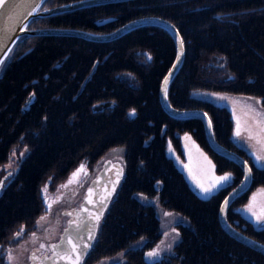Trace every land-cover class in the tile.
<instances>
[{"label":"trees","instance_id":"16d2710c","mask_svg":"<svg viewBox=\"0 0 264 264\" xmlns=\"http://www.w3.org/2000/svg\"><path fill=\"white\" fill-rule=\"evenodd\" d=\"M68 1L74 0H46L43 7ZM144 16L171 21L184 41L168 86L170 104L207 111L216 140L234 147L231 111L218 96L254 98L264 108V0H121L35 17L28 27L106 33ZM175 55L171 34L151 23L110 40L51 32L17 41L0 71V168L16 155L12 178L0 191V259L16 233L35 232L44 184L49 192L80 162L92 167L122 147V179L82 264L120 251L122 261L107 264H264V253L219 223L220 203L241 179L240 166L209 149L216 170L231 171L233 183L201 199L166 153L168 138L175 145L174 132L184 129L208 148L200 119H178L161 105V81ZM252 175L251 188L226 216L264 242V226L236 210L264 185V167L252 165ZM162 210H174L183 221L171 250L151 258L163 234Z\"/></svg>","mask_w":264,"mask_h":264},{"label":"water","instance_id":"95a60500","mask_svg":"<svg viewBox=\"0 0 264 264\" xmlns=\"http://www.w3.org/2000/svg\"><path fill=\"white\" fill-rule=\"evenodd\" d=\"M46 0H7V3L4 8H0V60L5 62L9 59V56L12 53V50L17 43V41L24 35H32V34H42V33H64V34H76L88 39L95 40H109L115 38L122 33L140 25V24H156L164 27L173 37L176 45V55L173 63L167 70L166 74L162 78L160 89H159V99L161 105L164 110L174 116V117H197L199 118L204 127V132L207 138V142L210 147L217 152L218 154L232 160L236 164H238L242 171L243 175L240 181L227 192V194L223 197L219 209H218V218L221 227L232 237L243 242L244 244L257 249L264 253V243L243 233L239 229H237L234 225H232L227 217L226 211L229 204L232 200L248 189L252 172H249V168H251L249 162L238 152L235 150L229 149L224 145L220 144L213 133V126L210 116L205 110L202 109H179L172 106L167 97L168 86L177 72L179 66L181 65L183 54H184V44L181 45V35L180 32L177 31V27L169 20L159 16H144L134 18L116 29L106 32V33H94L84 30L77 29H60V28H30L28 27L30 21L39 16L50 15L54 13H60L63 11L71 10L78 7H85L94 4L121 1V0H74L68 1L66 3H62L60 5H55L52 7H43ZM105 19H101L103 21ZM3 65H0V71L3 68ZM167 78V83L165 84V79ZM219 101H223L226 106L232 112L234 110L240 111H248L250 107H258L259 103L254 98H247L243 96L237 95H225L219 94ZM222 103V104H224ZM224 104V105H225ZM263 110V109H262ZM264 111V110H263ZM233 120V117H232ZM233 135L234 129H233ZM237 137V136H236ZM239 144V143H238ZM240 145V144H239ZM247 151V153L251 156L253 162L257 166L264 165V161L257 160V157L261 154L256 151V149L249 145L246 146L241 142V145ZM180 148L183 153V157L179 155L176 149L172 146L171 142H168V146L166 149L167 155L172 159L174 166L178 169V171L182 174L188 186L195 192L197 196L201 199H208L212 193L217 192L220 189L219 183L216 182L215 178L218 176H222L225 174H230L232 179V173L230 172H217L216 171V163L212 159V157L208 154V152L197 142L196 139L189 132H184L180 134ZM264 155V154H263ZM210 162V163H209ZM115 164L117 169L111 175L112 184L107 187L105 193L102 198L98 201V204H94L93 201L87 203L86 206L82 209H76L71 213L74 217L73 220L69 221L67 228L65 230H69L66 234V240L69 241L68 247L64 244V250L56 255L51 253V255L46 258L47 264H73V259L75 258L76 252L83 251L85 254L82 256L80 264L83 261L86 253L91 248H84L86 243L93 244L95 235L97 233V229L102 218L103 211L108 206L114 192L116 189V185L119 180L123 176V167L122 164L118 161L116 163L113 162L111 158H107L102 168L97 172L94 178L90 182V186L86 190V195L90 196L94 192V188L101 182L104 177V173L107 172L109 168H111ZM199 174V175H198ZM248 176L249 179H245ZM230 179V180H231ZM202 183L204 187H209L211 185H215L212 187V191L209 193H204L200 187ZM222 188V187H221ZM114 189V190H113ZM93 200V199H92ZM249 205H251V210L249 209ZM94 207L95 211L92 209ZM263 208L264 209V186L257 187L254 189L249 197L248 201L239 209L240 212L245 217H248V221L255 224L258 222L256 220V216L264 217L263 213L258 212L256 209ZM99 214V221L95 220V216ZM39 218V217H38ZM39 221V220H38ZM36 221V223L38 222ZM77 225V227L75 226ZM89 235L92 236V239L89 240ZM76 244L77 247L74 250L72 245ZM67 247V248H66ZM68 257H72L69 259ZM39 262L38 264H41Z\"/></svg>","mask_w":264,"mask_h":264},{"label":"rangeland","instance_id":"374dc122","mask_svg":"<svg viewBox=\"0 0 264 264\" xmlns=\"http://www.w3.org/2000/svg\"><path fill=\"white\" fill-rule=\"evenodd\" d=\"M232 117L234 134L236 135L237 128H239L240 135L236 136L240 139V141L246 146H253L257 152L263 155L264 111L258 107H250L248 111H240L236 109L232 112ZM121 149L122 147H113L108 150L106 155H108V157L110 158L119 157L121 155ZM21 153L23 154L24 150ZM15 160L16 155L13 154L12 157L1 166L0 171L4 170V174L2 176L0 175V181L4 182L5 180H7L5 178H9V173L13 171ZM81 165H84V167L87 168L89 167L87 162H80L74 169L69 172L67 178L56 185L55 189L49 190V192H47V203L45 202V194L42 192L41 195L46 207V212L42 215L44 219H39V221L35 223V232L25 236L21 241L10 246L11 248L9 249L11 250L5 249L2 253L3 261H0V263L4 262V264H16V262H18L20 259L25 264L27 257H30L31 253H33L35 249L42 254V257L40 256V254L38 255V262H42L46 258H48L51 253L56 251L57 248L55 249V251H53L51 246L55 243L59 244L60 246V244L62 243L63 239L69 231L65 230V228H67L69 221L73 220L74 218L71 213L81 207L82 209L84 208V206L82 205V197H84L85 195V191L82 190L83 185H80L77 191L75 190L78 183L82 179V172H79L77 176L73 175L77 172L78 169H80ZM119 183L120 181L117 183L116 188L118 187ZM44 185L47 187L49 186V184L47 183ZM89 186L90 185H86V187ZM43 187L41 189H44ZM75 191L76 194L74 195ZM149 199L150 201L158 202L157 198H148V200ZM49 204L51 205L50 208L48 207ZM92 209L94 210V207H92ZM105 210L103 211L102 218L104 216ZM256 210L264 214L263 208H258ZM180 216L181 215L174 210L161 211L160 222L162 225L161 227L163 229V234L160 241L156 244V246H159L161 249L158 255H162L166 250L169 249V246L173 245V241H175L178 231L177 223L183 221ZM66 222L68 223L66 224ZM173 229H175L176 231L173 232ZM29 250L30 252H28ZM9 251H11V254L14 257L11 262L8 259ZM88 253L89 251L86 253L85 257ZM121 254L122 251L118 252L114 256H111L110 258L98 261L96 264H107V262H111L113 259H115L116 256L121 257Z\"/></svg>","mask_w":264,"mask_h":264},{"label":"flooded vegetation","instance_id":"af4514ba","mask_svg":"<svg viewBox=\"0 0 264 264\" xmlns=\"http://www.w3.org/2000/svg\"><path fill=\"white\" fill-rule=\"evenodd\" d=\"M55 14V13H54ZM50 15H52V14H50ZM45 16H47V15H45ZM48 28H51V27H48ZM65 29H68V28H65ZM179 31V30H178ZM110 40V39H109ZM166 74V73H165ZM164 77V76H163ZM167 97H168V95H167ZM257 100V99H256ZM257 103H259V102H257ZM260 106V108L261 109H263L264 110V108L262 107V105L261 104H259ZM163 107V106H162ZM176 108V107H175ZM179 109H199V108H179ZM203 110V109H202ZM207 112V111H206ZM208 113V112H207ZM209 114V113H208ZM172 116V115H171ZM174 117V116H173ZM189 117H193V116H189ZM178 119H181V118H185V117H177ZM187 118V117H186ZM197 118V117H196ZM199 119V118H198ZM184 132H189V130H187V129H184L183 131H178V130H176L175 132H174V137H175V139H176V141H175V145H174V143H173V141L170 139V138H168V140H167V146H168V142L170 141L171 142V144H172V146L176 149V151L179 153V155L180 156H182L183 157V153H182V150H181V148H180V134L181 133H184ZM189 133H191V132H189ZM235 140V139H234ZM232 141V140H231ZM208 143V142H207ZM241 145V141H240V139L237 137V139L233 142L232 141V144L233 145H235L234 147H232V148H229V147H227V146H225L224 144H222V145H224L225 147H227V148H229V149H232V150H235L236 152H238L239 154H241L248 162H249V164H250V166H251V172H252V165H255L254 164V162H253V160H252V158H251V156L247 153V151L243 148V146H240L239 144ZM200 144V143H199ZM211 150L213 153H215L216 155H220V154H218L217 152H215L211 147H210V145H209V143H208V148L207 149H205L207 152H209L208 150ZM107 154V153H106ZM106 154H104L102 157H100L96 162H95V164L90 168V167H85V170L84 171H82V179H81V181L78 183V185H77V187H76V191L78 190V188H79V186L80 185H83V188H82V190L83 191H85V195H84V197H82L83 198V206L84 207H88V206H86L87 205V203H86V199H93V203L94 204H98V201L102 198V196H103V194L105 193V190H106V188L107 187H109V186H111V184H112V180H111V175H112V173L114 172V170H116L117 169V166L115 165V164H113V166L111 167V168H109L108 170H107V172L106 173H104V177L102 178V180H101V182L94 188V192L90 195V196H88V195H86V190L88 189V187H86V185H89L90 184V182H91V180L94 178V176L97 174V172H98V170H100L101 168H102V166H103V163H104V161L107 159V158H110V157H108V155H106ZM209 154V153H208ZM210 155V154H209ZM220 156H222V155H220ZM222 157H224V156H222ZM226 158V157H225ZM111 159L113 160V162L114 163H116V161H120L121 159H122V149H121V155L119 156V157H111ZM121 162V161H120ZM253 163V164H252ZM238 165V164H237ZM225 167H226V165H225ZM15 168H16V165H15V161H14V168H13V171H11V174L15 171ZM216 168H217V165H216ZM242 170V169H241ZM217 172H219V171H217ZM221 172H230V173H232L231 171H229V170H227V169H225V170H222ZM220 172V173H221ZM4 174V170H2V171H0V175L2 176ZM242 175H243V171H242ZM242 175H241V178H242ZM0 176V177H1ZM12 175H10L9 176V178H7V180H5L4 182H3V184L4 185H6L7 184V182L12 178L11 177ZM253 176V175H252ZM1 179V178H0ZM122 179V178H121ZM120 179V180H121ZM67 180H69V179H67ZM119 180V181H120ZM240 181V180H239ZM251 181H252V178H251ZM0 182H2V181H0ZM232 183H233V174H232V179L231 180H228V181H222L221 183H219V185L222 187V188H224V187H226V186H231L232 185ZM200 185H203L202 183H199ZM235 186V185H234ZM233 186V187H234ZM264 186V185H263ZM220 187V189L219 190H221L222 188ZM232 187V188H233ZM249 188H251V182H250V185H249V187H248V189ZM247 189V190H248ZM116 190V189H115ZM218 190V191H219ZM247 190H245V191H247ZM76 191L74 192V195L76 194ZM230 191V190H229ZM227 194V193H226ZM114 195V194H113ZM113 197V196H112ZM237 197V196H236ZM235 197V198H236ZM234 198V199H235ZM65 199V198H64ZM234 199L232 200V202L234 201ZM111 200H112V198H111ZM110 200V201H111ZM232 202L229 204V205H231L232 204ZM110 203V202H109ZM44 205H45V203H44ZM46 207L44 206V209H45ZM241 207L240 206H238L237 208H236V210L237 211H239V209H240ZM228 209V208H227ZM95 210V209H94ZM68 219V218H67ZM228 219V218H227ZM243 219V218H242ZM245 220V219H244ZM229 221V220H228ZM246 222H248V223H250L249 221H247V220H245ZM230 222V221H229ZM231 223V222H230ZM235 224H232V225H236L237 223H238V220L237 219H235V222H234ZM66 224H67V222H66ZM251 224V223H250ZM259 224H261L262 226H264V224H262V222H259ZM258 224V225H259ZM237 229H239L240 231H242L241 230V228H244L245 226H244V224L243 225H241V226H239V228L237 227V226H235ZM243 232V231H242ZM227 233V232H226ZM244 233V232H243ZM246 234V233H245ZM229 235V234H228ZM25 236H23V233H22V235L20 236V237H18V238H15L14 237V239L11 241V243H8L5 247H4V249H6L8 246H10V245H13V244H16L17 242H19V241H21L23 238H24ZM176 237H177V234H176ZM232 237V236H231ZM234 238V237H233ZM176 240V239H175ZM237 240V239H236ZM258 240V239H257ZM239 241V240H238ZM174 242L175 241H173V244H174ZM241 242V241H240ZM262 242V241H261ZM243 243V242H242ZM264 243V242H263ZM172 246L173 245H171V246H169V249L168 250H166L163 254H166L167 252H169L170 250H171V248H172ZM157 248V246H155L154 247V249H156ZM252 248V247H251ZM153 249V250H154ZM153 250H151V251H153ZM255 250H257V249H255ZM258 251V250H257ZM261 252V251H260ZM40 254V256L42 257V254L38 251V250H35V251H33V253H31V255H30V257L29 258H27L26 259V263L25 264H38L39 262H38V255ZM122 254H123V252H122ZM2 255V254H1ZM159 256V255H158ZM152 258V257H151ZM115 259H117V260H115V262H119V261H122V259H123V255H121V257H119V256H116V258ZM114 260V259H113ZM0 261H3V259L2 260H0ZM0 264H4V262H1ZM15 264V263H14Z\"/></svg>","mask_w":264,"mask_h":264},{"label":"snow or ice","instance_id":"6c2138e0","mask_svg":"<svg viewBox=\"0 0 264 264\" xmlns=\"http://www.w3.org/2000/svg\"><path fill=\"white\" fill-rule=\"evenodd\" d=\"M6 3H7V0H0V8H4L5 5H6ZM177 31H178V30H177ZM183 43H184L183 38H181V45H183ZM150 58H151V57H149V59H150ZM3 64H4V61L0 60V65H3ZM167 82H168V81H167V78H166V79H165V84H166ZM130 115H135V109L132 110V112L130 113ZM236 135H237V136L240 135L239 128H237ZM257 160H259V161H264V155H260V156H258V157H257ZM209 163H210V162H209ZM261 167H264V165H261ZM84 170H85L84 165H81L80 169H78L77 172L74 173L73 175H74V176H77V175L79 174V172H82V171H84ZM248 171L251 172V168H249ZM10 175H12V174L9 173V176H10ZM5 179H7V178H5ZM230 179H231L230 174H225V175L218 176V177L215 178V180H216L217 183H219L220 181H228V180H230ZM245 179L247 180V179H249V177L246 176ZM70 182H71V181H70ZM214 186H215V185H211V186H209V187H204L203 185H200V187H201V189H202V191H203L204 193H209V192H211V191H212V187H214ZM62 187H63V186H62ZM3 188H4V184H3V182H0V191H2ZM113 190H114V189H113ZM42 192L45 194V202L47 203V201H48V197H47V186H45L44 189H42ZM48 207L50 208L51 205L49 204ZM249 209L251 210V205H249ZM41 219H44V217H41ZM99 219H100V215L97 214V215L95 216V220L99 221ZM256 220H257L258 222H262V224H264V217H262V216H256ZM175 231H176V230L173 229V232H175ZM21 235H22V233H16V237H17V238L20 237ZM178 235H179V234L177 233V236H178ZM88 239L91 240V239H92V236L89 235ZM42 247H43V245H42ZM51 247H52L53 251H55V249H56L58 246L54 244V245H52ZM72 247H73V249L75 250L76 247H77V245H76V244H73ZM90 247H91V244L86 243V244L84 245V248H90ZM160 250H161L160 247L157 246L156 249H154L153 251L149 252L147 255H148L149 257H156V256H158ZM84 254H85V253H84L83 251H81V252H76V254H75V258L73 259V264H80V261H81L82 256H83ZM58 255H59V254H58ZM68 258H69V259H72V257H68ZM8 259H9L10 262L14 259V257H13L12 254H11V251H9V253H8Z\"/></svg>","mask_w":264,"mask_h":264},{"label":"bare ground","instance_id":"6f19581e","mask_svg":"<svg viewBox=\"0 0 264 264\" xmlns=\"http://www.w3.org/2000/svg\"><path fill=\"white\" fill-rule=\"evenodd\" d=\"M93 200L92 199H86V203H89V202H92ZM227 217V216H226ZM76 227H77V225H75ZM78 228V227H77ZM65 240H66V236H65V238L63 239V241H62V243L60 244V246H59V244H57V243H55V245L57 244V249H56V251L54 252V254H56V255H58V253H60L61 251H63L64 250V244H65ZM66 244H67V247H68V244H69V241L68 240H66ZM66 247V248H67ZM47 260H44V261H42V263L41 264H47Z\"/></svg>","mask_w":264,"mask_h":264}]
</instances>
